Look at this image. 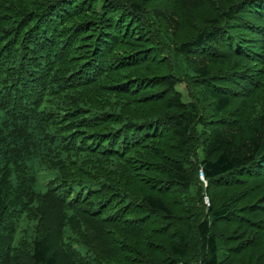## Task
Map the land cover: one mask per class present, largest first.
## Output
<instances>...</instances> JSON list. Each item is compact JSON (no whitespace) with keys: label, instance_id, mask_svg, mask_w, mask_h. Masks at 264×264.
I'll return each instance as SVG.
<instances>
[{"label":"trees","instance_id":"obj_1","mask_svg":"<svg viewBox=\"0 0 264 264\" xmlns=\"http://www.w3.org/2000/svg\"><path fill=\"white\" fill-rule=\"evenodd\" d=\"M0 264H264V0H0Z\"/></svg>","mask_w":264,"mask_h":264},{"label":"rangeland","instance_id":"obj_2","mask_svg":"<svg viewBox=\"0 0 264 264\" xmlns=\"http://www.w3.org/2000/svg\"><path fill=\"white\" fill-rule=\"evenodd\" d=\"M177 89H178L183 95L186 94L185 86H184L183 84L179 85V86L177 87ZM198 175H199V179H200V181L203 182V184H204V181L201 180V178H200V175H201V174H198ZM204 185H205V184H204ZM203 203H204V201H203ZM208 203H209V201H208ZM204 205H205V204H204Z\"/></svg>","mask_w":264,"mask_h":264},{"label":"built area","instance_id":"obj_3","mask_svg":"<svg viewBox=\"0 0 264 264\" xmlns=\"http://www.w3.org/2000/svg\"><path fill=\"white\" fill-rule=\"evenodd\" d=\"M200 178H201V180L204 181L202 175H200ZM204 184L206 185L205 181H204ZM203 201H204L205 206L207 207L209 205V203H208V198L206 196L203 198Z\"/></svg>","mask_w":264,"mask_h":264}]
</instances>
